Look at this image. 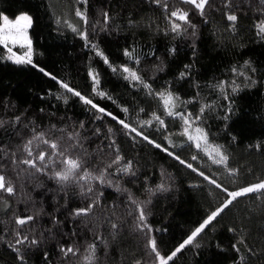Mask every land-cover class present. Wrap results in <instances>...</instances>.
<instances>
[{
	"label": "trees",
	"instance_id": "obj_1",
	"mask_svg": "<svg viewBox=\"0 0 264 264\" xmlns=\"http://www.w3.org/2000/svg\"><path fill=\"white\" fill-rule=\"evenodd\" d=\"M177 8L188 12L189 24L169 15ZM20 14L32 19V64L0 57V174L16 189L14 196L0 193L7 202H0V264H86L91 244L94 264H159L149 241L170 254L230 199L204 176L228 191L264 180V36L257 31L264 22L262 0H209L203 14L180 0H167V11L152 0H0V23ZM230 14L238 17L234 27ZM172 23L181 30L173 32ZM125 67L142 82L130 79ZM168 93L177 98L174 112L199 115L190 130L207 132L210 144L227 154L225 165L213 163L183 134V120L169 116L161 98ZM41 133L67 148L65 156H80L79 175L86 170L89 178L61 190L51 177L62 157L54 158L47 174L14 166L11 154L25 157L24 144ZM76 140L86 153L70 147ZM32 150L52 151L38 139ZM117 156L122 159L112 163ZM129 161L131 171L123 172ZM101 170L103 183L92 178ZM93 201L88 216H73ZM140 208L149 226L143 231L136 227ZM28 215L35 219L15 224V217ZM17 231L38 243L17 245ZM62 247L78 251L65 256ZM168 264H264V195L238 198Z\"/></svg>",
	"mask_w": 264,
	"mask_h": 264
},
{
	"label": "snow or ice",
	"instance_id": "obj_2",
	"mask_svg": "<svg viewBox=\"0 0 264 264\" xmlns=\"http://www.w3.org/2000/svg\"><path fill=\"white\" fill-rule=\"evenodd\" d=\"M83 3H87V0H81ZM153 3H156L157 5L163 4L165 7V11H167V0H152ZM181 3L192 5L194 9L198 10L201 14H203L205 6L209 4V0H180ZM264 2V0H262ZM76 16L80 17L82 20L86 19L84 13L80 10L76 11ZM169 15L172 18H175L177 21L183 22V24H189L188 19V12L183 9H174L172 10ZM105 17V23L108 22L109 16L108 13H104ZM3 25L0 26V44H4L7 46L9 43L12 45H19L21 48L26 49V52L23 56H17L15 53H12L11 48L8 49L9 53H11L8 57L9 60H13L14 63L17 64H32V47H31V40L29 39L27 35V28H29L32 24V19L27 14H21L14 18V20H9L7 16L2 17ZM227 20L231 22L233 27L235 26V23L238 20L237 15L230 14L227 16ZM171 29L173 32H179L181 30V24L179 23H172ZM73 31H77V29L73 28ZM257 31L259 35L264 36V22L260 23L257 26ZM86 38V37H85ZM125 55H130L129 52H125ZM107 63V60L105 61ZM35 67V65H33ZM115 70V69H114ZM40 71H44L43 69H40ZM124 72L129 74V78L134 81H141V78L137 75L135 71H131L129 68L125 67L123 69ZM45 75H50L47 72H44ZM55 79V77H53ZM93 79L95 80V76H93ZM146 88L149 87V85H144ZM61 87H63L66 91L72 92L75 96H78L81 98V100L84 101L86 104H92L91 100L85 99L81 94L74 89L70 88L67 84L61 83ZM161 98L163 99L164 106L168 112L169 116H179L181 120H183L184 125H186L184 129V135L187 136L189 141H194L195 146L198 150H203L213 161V163L217 165H225L228 161L227 154L223 153L221 150V146H213L210 144L208 139V133L205 132L201 127L197 126L194 128V130H190L191 123L193 120H199V115L193 117L192 114H184V113H176L173 111L175 108V101L176 97L173 96V94L168 93L167 95L161 94ZM93 108H97L98 111L104 112L103 109L98 108L95 104H92ZM125 111H127L125 109ZM203 113V108L201 109V114ZM110 115V114H109ZM113 119H117L116 117H112ZM157 120L160 121L161 124H163V121L160 120L159 117H156ZM16 120H19V117L16 118ZM124 129H128L129 131L136 132V135L141 136L143 139L148 140L146 136H143L142 132H137L135 128H131L129 124L125 123L123 120L118 121ZM145 123H149L146 121ZM4 126V121L0 120V128ZM82 127V125H81ZM98 131V130H97ZM109 132H111V129H109ZM194 132V134H193ZM75 136H79L78 133L75 134ZM70 140L74 139V136L70 135L68 137ZM40 140L44 145H47L52 151L51 152H45V151H39L37 153H33L32 145L34 143V140ZM149 143H153V141L148 140ZM115 142L113 141V144ZM157 148H160L161 146L159 144L155 145ZM70 147L72 148H80L83 152L86 153V149H83V145L79 142V140H76L74 144H72ZM67 148L61 150L60 144L58 141H49L45 138V135L41 133L38 136L33 137L32 139H29L23 146V151L26 153L25 157H21L19 160L16 159V154L13 152L12 155V164L14 166H18L20 164L25 165L26 168L21 169V171H27L28 169H34L35 172L38 173H44L47 174V170L50 168V166L55 163V157H62L61 160H59V163L62 165V167L59 170L52 169V177L57 181L59 185H61V190L67 185L69 181H73L74 183H79V180H86L91 175L86 170L84 171V175H79L82 167H83V160L80 156H77L75 158L65 156V152H67ZM164 151H167V149H163ZM4 149L0 148V152H3ZM169 155H173L171 152L168 153ZM7 155V153H5ZM176 159H179L178 156L175 157ZM122 157L117 156L115 160L112 163H118ZM193 159H196L194 156ZM180 163L184 164L185 162L183 160H180ZM112 164H109L108 167H111ZM187 167L191 168V164H187ZM2 167V166H0ZM123 172H130L131 171V162L129 161L126 166L122 169ZM193 171H196V169H193ZM104 170H101V173L99 176L92 177L93 179H97L100 182H105V176L103 174ZM134 174V173H133ZM201 176L204 174L201 172L199 173ZM228 174L230 176H235L237 174V171L235 169H228ZM31 175V174H30ZM205 180H209V183L215 184V186L221 191L225 192L227 197H230V199H226L221 206H218L215 210H213L206 218L205 220L197 227L191 235L183 241L176 249H174L170 254L162 255L160 251L157 248L155 240L149 241V246L151 248L152 253L155 255V257L158 259L159 264H168L169 261L173 260V258L179 253L186 245L193 244L196 237L205 229L206 226L211 224L214 220H216L217 217H219L225 209H228L234 201H236L238 198L247 196L252 193H258L264 195V180L258 181L253 184H249L247 186L241 187L236 191H228L226 188H223L220 184L216 183L215 180L209 179V177L204 176ZM119 191V189H117ZM93 190L91 187L87 188V192L91 193ZM0 193H6L9 196L16 195V189L12 185L10 180H7L4 174H0ZM81 194H84L83 188H81ZM0 202H3L5 206H7V202L3 201V198L0 197ZM135 203V201H133ZM96 205V201H93L89 203L86 207L77 209L73 213V216H88L91 212L92 208ZM35 219L34 215H28L25 217H15L14 222L16 225L23 227L24 225L30 223ZM136 227L138 230L143 231L144 228H148L149 226L145 223L146 222V214L143 210V208L139 209V216ZM117 227L116 224H112V228L115 229ZM149 230H151L149 228ZM230 231H233V229H229ZM28 242L30 245H35L38 243L36 239H32L29 241L27 235H23L19 231L16 233V244L22 245L25 242ZM234 247H236L234 245ZM95 244L89 245V256L87 257L86 264H94L95 262ZM77 249H74L72 247L68 248H61V252L68 256L69 254L75 255L77 253ZM21 260H23V256L19 257ZM241 260H243V257H241ZM135 264H140V261H135Z\"/></svg>",
	"mask_w": 264,
	"mask_h": 264
},
{
	"label": "rangeland",
	"instance_id": "obj_3",
	"mask_svg": "<svg viewBox=\"0 0 264 264\" xmlns=\"http://www.w3.org/2000/svg\"><path fill=\"white\" fill-rule=\"evenodd\" d=\"M21 15V14H20ZM19 16V15H18ZM11 21V20H10ZM76 23H73L72 26H76L75 25ZM3 25V20L2 22L0 23V26ZM30 28V27H29ZM29 28H27V35H28V31H29ZM29 37V35H28ZM32 47V46H31ZM11 48L12 50V53H15L17 56H23L24 53L26 52V49H23L21 48L18 44L17 45H12L11 43H9L7 46H5L4 44H0V57L7 60L8 62H13V60H9L8 57L11 53H9L8 49ZM14 64H17V63H14ZM20 65V64H19ZM92 76V74H91ZM93 77V76H92Z\"/></svg>",
	"mask_w": 264,
	"mask_h": 264
}]
</instances>
